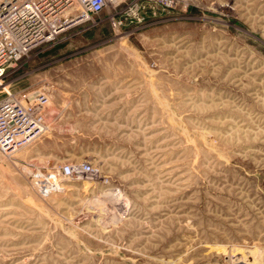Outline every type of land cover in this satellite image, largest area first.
I'll return each instance as SVG.
<instances>
[{
  "label": "rangeland",
  "instance_id": "374dc122",
  "mask_svg": "<svg viewBox=\"0 0 264 264\" xmlns=\"http://www.w3.org/2000/svg\"><path fill=\"white\" fill-rule=\"evenodd\" d=\"M112 13L0 78L39 121L0 146V264H264V0Z\"/></svg>",
  "mask_w": 264,
  "mask_h": 264
},
{
  "label": "built area",
  "instance_id": "2783aa9c",
  "mask_svg": "<svg viewBox=\"0 0 264 264\" xmlns=\"http://www.w3.org/2000/svg\"><path fill=\"white\" fill-rule=\"evenodd\" d=\"M188 0H0V78L7 67L21 58L26 52L40 44H44L58 34L63 23L90 22L92 16L105 7L113 10L114 21L118 24L129 21L140 22L146 17H154L162 13L181 10ZM10 99V98H7ZM0 100V146L3 149H14L26 141L31 135L32 124L9 117L5 110L6 100ZM15 99V98H13ZM17 100V99H16ZM19 102V100H17ZM15 107V112L21 105ZM25 110H34V105L22 106ZM37 107V106H36ZM28 121V120H27ZM29 132V134H26ZM16 138L10 145L3 139ZM19 138V139H18ZM10 145V146H9ZM93 175V169L87 162L67 163L61 165L55 173L49 175L42 185V190L56 188L62 178L76 175Z\"/></svg>",
  "mask_w": 264,
  "mask_h": 264
},
{
  "label": "bare ground",
  "instance_id": "6f19581e",
  "mask_svg": "<svg viewBox=\"0 0 264 264\" xmlns=\"http://www.w3.org/2000/svg\"><path fill=\"white\" fill-rule=\"evenodd\" d=\"M6 103H7V106L10 107V108H8V110H5V113H8L9 117H12V118L17 119L18 121H21L22 117L25 116L28 121L27 120L26 121L23 120L24 123L25 122H28V123L34 122L35 124L36 123L39 124V121L37 119L38 118V116H37L38 112L36 110H29L28 111V110H25L22 106H20L18 108L20 110H18V111L16 110V112H15V109H16L15 107H18V105H20L19 102L16 99L10 98V99L6 100ZM26 134H29V132H27ZM3 139L5 141H8L10 145H14L15 144V143L12 144V141H17L16 138L15 139L14 138L9 139L5 135H3ZM19 145H21V144H19ZM19 145L16 146V147H19Z\"/></svg>",
  "mask_w": 264,
  "mask_h": 264
}]
</instances>
